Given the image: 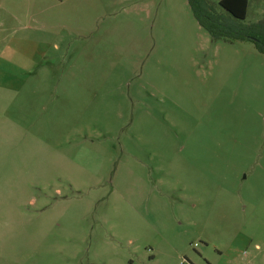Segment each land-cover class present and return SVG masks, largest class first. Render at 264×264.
<instances>
[{
  "label": "rangeland",
  "instance_id": "1",
  "mask_svg": "<svg viewBox=\"0 0 264 264\" xmlns=\"http://www.w3.org/2000/svg\"><path fill=\"white\" fill-rule=\"evenodd\" d=\"M0 264H264V55L187 0H0Z\"/></svg>",
  "mask_w": 264,
  "mask_h": 264
},
{
  "label": "trees",
  "instance_id": "2",
  "mask_svg": "<svg viewBox=\"0 0 264 264\" xmlns=\"http://www.w3.org/2000/svg\"><path fill=\"white\" fill-rule=\"evenodd\" d=\"M190 12L213 41H249L264 55V18L245 23L249 0H187Z\"/></svg>",
  "mask_w": 264,
  "mask_h": 264
},
{
  "label": "crops",
  "instance_id": "3",
  "mask_svg": "<svg viewBox=\"0 0 264 264\" xmlns=\"http://www.w3.org/2000/svg\"><path fill=\"white\" fill-rule=\"evenodd\" d=\"M256 3L257 8H260V11L262 12V9H264V0H253ZM259 3V5H258ZM256 8V7H255ZM2 27V26H1ZM37 43V42H36Z\"/></svg>",
  "mask_w": 264,
  "mask_h": 264
}]
</instances>
